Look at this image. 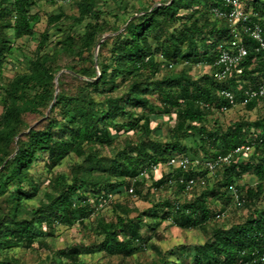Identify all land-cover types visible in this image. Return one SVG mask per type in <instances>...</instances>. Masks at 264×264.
Listing matches in <instances>:
<instances>
[{
  "label": "trees",
  "instance_id": "1",
  "mask_svg": "<svg viewBox=\"0 0 264 264\" xmlns=\"http://www.w3.org/2000/svg\"><path fill=\"white\" fill-rule=\"evenodd\" d=\"M2 1L10 3L11 10L7 9L6 14L10 15L12 20L11 23L2 26L3 30H12L13 36L17 39L31 37L33 24L38 22L37 15L31 14V9L36 5L35 0ZM184 2L189 7L198 4L199 0H173L171 3L168 2L169 4L163 2L161 6L153 8L150 12H148L149 10L145 11L146 13L139 18L131 17L130 23L124 30L128 37L119 43L117 50H120V53L116 60L107 65H97L94 54L88 58L91 65L97 66L99 69L100 81L98 84L106 85L110 81L114 83L119 76H123L122 80H125L128 76L132 78L147 73L150 76V74L154 75L163 70L169 71L171 69L165 68L166 65L172 64L174 68V65L182 60L210 63L213 71V65L223 48L219 53L215 52L212 57L207 54L196 57V53L199 51L197 41L205 43L206 40H209L212 49L217 46L222 38L223 41H226L224 48L231 42L232 35L227 23L214 19L210 15V8L218 6L221 0H204V10L200 15L206 14L212 22L208 26L204 24L198 26L196 21L190 27L182 26V31H179L180 35L178 37L173 36L170 46L159 45L156 35L150 36L148 34L154 27L159 26L158 16H164L171 22L182 20L178 14ZM79 6L82 10L78 19L79 22L88 15L95 18L93 14L95 0H80ZM250 8L253 12L251 20L260 23L264 29V0H253V5ZM192 14L196 17L199 11H193ZM63 16L62 14L55 15L50 18V21H60ZM218 24H223V28H217ZM121 35L118 34L117 37H121ZM9 38L5 35L0 39V74L6 54L11 52ZM45 39L44 36L38 46L36 57L31 62L29 72L17 76L9 84L4 98V110L0 115V163L3 166L2 171H0V197L8 193V200L12 205L10 213H4L0 203V254L9 253L18 248L32 249L35 242L42 238L43 232L40 231L42 227L47 228L51 235L57 222L67 225L76 219L83 221L90 217L91 212L88 210L85 193H81L86 183L84 181L79 182L78 179L80 167L77 174L70 180L64 176L57 178L59 186L62 182L61 189L57 193L42 192V199L40 200L42 205L39 207L29 206L32 207L29 209L30 219L19 218L17 212L19 208L25 207L27 203L29 204L40 195L39 186L34 185L29 176V170L36 162L37 155L39 153L48 154L46 167L51 171L71 155L86 161V147L112 143L110 133L101 126L103 122L114 121L118 117H127V121L115 125L118 131L125 128L132 131L138 128L147 131L152 121L151 115L174 121V125L168 129L171 142L156 148L153 147L151 149L153 153L148 150L146 143L142 142L134 150V155L125 156L129 165L147 170H151L154 166H160L164 162L167 163L173 156L185 155L189 157L185 148L181 146V142L188 137H199L200 150L206 155L212 154L211 158L219 154H226L241 145L259 139L264 140V129L251 141L250 137L254 133L250 130V126L234 123L226 130L221 129L222 127L214 129L208 127L207 122L215 114H227L232 110L230 109L226 113H221L219 110L224 101L219 98L218 91L221 88H227L228 84H219L213 78L207 77L199 81H192L185 72L174 79H166L160 83L162 87L158 98L160 104L152 107L148 115L137 116L126 108L128 104L135 110L148 106V100L143 97V91H140L139 85L135 83H133L128 94H124L120 98L109 97L103 103H99L101 106L96 105L94 108L86 110L78 105L77 97L70 96L62 90V84L58 77L61 69L49 65L51 57L41 54ZM186 41L190 51L184 55L181 46ZM245 42L249 55L241 64L243 68L242 80L255 85L259 79L264 78V52L255 53L253 42L247 38ZM105 43L106 41L100 43L98 23H89L86 27L85 36L81 39V51L77 53V56L82 58L85 51L91 52L96 47L100 53ZM66 46L70 52H73L74 39L66 40ZM261 60H263L262 64L259 63ZM110 71L112 72L109 73ZM72 74L76 79L78 77L83 78L84 81H79L85 85H91L94 88L97 85L95 82H90V79L97 77L94 70L90 71V69L85 68ZM57 82L59 88H57ZM233 86L235 87L234 90H237V84L234 81ZM95 89L96 91L100 90ZM32 90L37 91L33 96L28 94ZM236 94L239 98L240 93L236 92ZM257 105L264 107V100L239 107L251 111ZM103 107H107V109H103ZM48 109L50 116L46 118V128L30 127L25 122L24 115L27 112L44 117V112ZM57 111H60V118L52 117ZM235 170L240 175H254L263 181L264 145L257 144L249 157L219 172ZM123 174V176H127L125 171ZM180 174V171H175L173 174L163 175L157 179L155 187L159 188L166 184L168 182L167 176L172 180L173 177H178ZM188 175L198 174L192 169ZM201 175L204 176L207 173L202 172ZM24 184H27L31 190L28 191L24 188ZM10 185L16 187V190L9 191ZM125 185L120 183L114 185L112 193L120 194ZM210 186L212 185L209 184L208 179V185L204 189L210 188ZM178 188L180 187L178 186ZM238 188L246 205L248 202L243 195V190L239 186ZM247 192L249 193V189ZM262 193L263 188L259 184L257 196ZM229 198L233 202L230 194ZM179 207L177 214L181 215V218L178 219L175 216L174 222L181 229L201 228L204 223L211 219L216 220V215L212 216L205 200L200 201L198 205L195 203L192 207H188L185 212L180 204ZM139 218L127 219L126 221L120 219V223L123 225V229L120 231L112 230L106 224L100 225L98 227L100 229L99 234L104 238L100 244V250L110 256L125 257L141 252V249L133 244L134 237L139 230L137 223L139 221H136V219L140 220ZM120 234L123 235L122 239H120ZM198 252L199 255L195 259L197 264H202L204 260L210 264H229L241 259L248 264H261L255 259L264 253V210L256 211L244 223L235 225L230 229L216 230L213 237L200 247ZM253 253L258 255L253 256ZM57 257L60 260H51L50 264H88L82 258L81 251L76 248L62 250L57 253ZM0 264H19V261L4 256L0 257Z\"/></svg>",
  "mask_w": 264,
  "mask_h": 264
},
{
  "label": "rangeland",
  "instance_id": "2",
  "mask_svg": "<svg viewBox=\"0 0 264 264\" xmlns=\"http://www.w3.org/2000/svg\"><path fill=\"white\" fill-rule=\"evenodd\" d=\"M173 0H95L94 17L86 16L81 22L80 0H69L65 3H54L50 0H35L36 5L31 9L32 15H37L38 22L33 24V35L17 39L13 36L12 30L4 31L2 26L11 23V16L6 14V10H11V5L7 1L0 0V39L7 35L10 38L11 52L6 54V59L0 74V115L4 110V98L9 84L19 75L29 72L31 62L36 57V51L42 38L45 36V43L41 48L42 55L51 57L50 64L61 69L59 78L62 84V90L68 95L78 98V105L86 110L100 105L109 97L120 98L130 92L133 83L139 85V90L143 91V97L148 100L147 108H131L128 104L127 109L137 116L148 115L152 107L159 106V93L162 90L160 83L166 79H174L187 73L192 81H199L202 78L212 77V64L195 63L182 60L174 65L169 71H161L154 75L144 74L137 77H129L122 80L123 76L115 79L114 83L108 82L106 85L98 84L100 72L97 66H92L88 61L94 54L97 65H107L116 60L120 50L119 43L128 37L124 30L130 23V18H139L145 11L150 12L153 8L161 6L163 2L171 3ZM185 1V0H184ZM248 8L253 5V0H240ZM168 3V4H169ZM200 3V4H199ZM198 4L187 6L184 2L179 12L182 17L180 21L171 22L164 16H158L160 24L148 32L150 36L156 35L159 45L170 46L173 36L178 37L182 26L190 27L193 23L198 26H208L211 19L204 10V0H199ZM199 11L198 16L194 17L192 12ZM62 14L60 21H50V18ZM132 20V19H131ZM210 20V21H209ZM89 23H98L100 32V43L106 41L101 52L96 47L91 52L85 51L83 57L77 56L81 51V39L85 36L86 27ZM223 24H218L217 28L222 29ZM122 34L121 37H117ZM117 37V39H116ZM74 39L73 52H70L66 46V40ZM246 39V38H245ZM226 41L223 38L217 46L212 49L210 41L205 43L197 41L199 51L196 57L204 54L212 55L224 48ZM188 42L181 46L182 53H188ZM99 54V55H98ZM86 59V60H84ZM198 59V58H196ZM263 60L259 62L262 64ZM95 71L97 77L90 79L95 82V88L91 85H85L80 81L83 78L76 79L72 73L82 69ZM110 71L109 73H111ZM80 80V81H79ZM253 83V81H250ZM57 88H59L57 82ZM36 90H32L30 95H34ZM100 103V104H99ZM101 106V105H100ZM107 109V107H103ZM135 111V112H134ZM45 116L27 112L24 115L25 122L30 127L44 129L47 126L46 118L50 115V110H46ZM60 118V111H57L52 117ZM127 117H118L114 121L103 122L102 127L110 133L112 143L110 145H93L86 147L85 161L71 155L66 158L55 169L48 170L46 162L49 158L47 153H39L37 160L29 170L30 179L34 185L39 186V196L35 200L27 203L25 207L18 209V217L30 219L29 206H41L42 192L57 193L61 189L57 178L64 176L67 180L72 179L78 172L79 182L84 181L86 186L81 190L85 193V200L88 204L90 217L81 221L76 219L67 225L55 223L52 234L49 230L42 227V238L35 242L32 249L18 248L9 253L3 252L0 257H11L19 261V264H50L51 260H60L57 253L69 248H76L81 251L82 258L88 264H197L195 259L199 255L198 249L205 245L211 239L218 229H230L231 227L244 223L256 211L264 210V180H260L254 175H240L237 170L228 172H219L209 176L207 189H196L190 193H184L168 177V182L161 187H155L159 177L168 175L166 163L158 167V173L153 174L152 169L135 167L128 164L125 156L134 155V150L140 143H146L148 150L153 147L163 146L171 142L169 128L174 125V121H168L164 118H157L151 115L150 128L145 131L138 128L135 131L125 128L122 131L117 130V123H122ZM264 120V107L255 106L251 111L241 107L232 109L227 114H215L207 122L208 127L214 129L222 127L226 130L234 123L251 127L253 138L262 133ZM185 152L194 161H205L211 158L212 154L206 155L200 150V139L197 136L188 137L181 142ZM151 153L153 151L151 150ZM213 153V152H212ZM167 157V156H165ZM205 159V160H204ZM147 167V166H145ZM3 166L0 163V171ZM127 176H123V172ZM197 173V172H196ZM126 184L122 187L121 193H112V187L118 184ZM261 184L263 193L257 196V186ZM28 191L31 188L23 185ZM240 187L243 195L247 199V204L239 207L233 204L229 198L231 187ZM133 189L134 193L129 190ZM249 189V193L247 190ZM16 187L10 185L9 191H15ZM84 191V192H83ZM251 192V194H250ZM205 200L209 205L212 216L217 213H223L221 220L211 219L204 223L201 228L181 229L174 222V217L178 219L181 215L177 214L175 203H179L182 210L187 211L188 207L197 205ZM1 209L4 213H10L12 205L8 200V193L0 197ZM140 217L137 222L139 230L134 237L133 244L141 249V252L130 257L110 256L100 250V244L103 236L100 235L98 228L100 225H108L112 230L120 231L123 225L120 219H135ZM166 217V218H165ZM178 223V222H177ZM120 239L123 235L120 234ZM130 240H132L130 238ZM65 262V261H64ZM202 264H210L202 261Z\"/></svg>",
  "mask_w": 264,
  "mask_h": 264
},
{
  "label": "built area",
  "instance_id": "3",
  "mask_svg": "<svg viewBox=\"0 0 264 264\" xmlns=\"http://www.w3.org/2000/svg\"><path fill=\"white\" fill-rule=\"evenodd\" d=\"M55 2H67L69 0H54ZM210 15L214 19L225 21L230 29L232 40L229 45L223 48L217 60L213 65L212 77L215 82L219 84L227 83L228 87L221 88L218 91V96L224 101V104L219 109L221 113H226L230 109L242 106L245 107L253 102H261L264 100V78L257 81L255 85L249 82H244L242 62L249 55V50L245 42V38L253 42L254 52L257 54L264 52V29L258 22H253V12L240 0H221L218 6L210 8ZM160 59H162L160 57ZM167 69H172L173 65L165 66ZM233 81L237 84V90H234ZM236 92L240 93L238 98ZM208 107V106H207ZM257 144H263L264 140L259 139L249 144L241 145L234 150L219 154L209 160L194 161L185 155H177L171 157L167 163L166 168L168 174H173L175 171H180L178 177H173L174 184L179 186L184 193L193 192L196 189L205 188L208 185V177L213 176L220 170L227 169L236 162H241L244 158L249 157ZM159 166L152 167L153 174H157ZM198 175H188L190 170ZM206 172L207 175H201ZM162 177V176H161ZM160 179V177H159ZM134 193L133 189L129 190ZM230 196L235 205L242 207L245 200L242 198L238 187H231ZM179 203H176V209H179ZM223 213H217L216 220H221ZM258 255L253 253V256ZM255 261L264 264V253L260 254ZM229 264H248L242 259L233 261Z\"/></svg>",
  "mask_w": 264,
  "mask_h": 264
}]
</instances>
